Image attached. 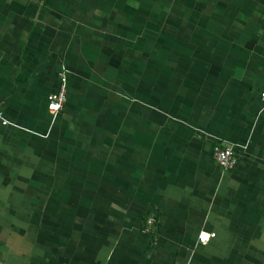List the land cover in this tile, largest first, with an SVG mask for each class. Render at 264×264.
<instances>
[{
  "label": "crops",
  "instance_id": "0c3cea01",
  "mask_svg": "<svg viewBox=\"0 0 264 264\" xmlns=\"http://www.w3.org/2000/svg\"><path fill=\"white\" fill-rule=\"evenodd\" d=\"M262 91L264 0H0V264H264Z\"/></svg>",
  "mask_w": 264,
  "mask_h": 264
},
{
  "label": "built area",
  "instance_id": "2783aa9c",
  "mask_svg": "<svg viewBox=\"0 0 264 264\" xmlns=\"http://www.w3.org/2000/svg\"><path fill=\"white\" fill-rule=\"evenodd\" d=\"M60 85L59 89L51 93L48 97V109L53 118H56L57 115L63 110L66 97H67V70L63 68L59 72ZM261 98L264 101V91L261 93ZM0 123L5 126L10 123V121L5 117L3 111L0 109ZM214 156L219 164L226 169L234 167L237 160L234 154V149L230 145L218 144L214 147ZM154 219H150L149 223H153ZM216 236L215 232L202 231L199 235L200 243H207L211 238Z\"/></svg>",
  "mask_w": 264,
  "mask_h": 264
}]
</instances>
